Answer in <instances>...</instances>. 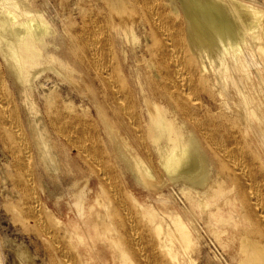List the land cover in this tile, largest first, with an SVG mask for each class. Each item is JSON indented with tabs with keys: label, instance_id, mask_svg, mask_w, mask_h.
<instances>
[{
	"label": "bare ground",
	"instance_id": "6f19581e",
	"mask_svg": "<svg viewBox=\"0 0 264 264\" xmlns=\"http://www.w3.org/2000/svg\"><path fill=\"white\" fill-rule=\"evenodd\" d=\"M77 3L83 20L69 26L72 57L62 59L45 52L55 27L42 10L30 0H0V139L13 154L9 177L28 216L39 227L45 212L47 221L52 215L62 223L38 184L39 161L56 166L52 130L79 162L69 184L71 211L86 219L93 198L97 238L118 246L126 264L197 260L182 213L148 209L131 188L122 191L126 172H134L113 152L130 159L142 186L153 188L163 176L172 198L176 190L192 212L208 213L219 239V223L238 227L240 264H264V0ZM134 53L141 58L135 65ZM46 70L73 84L102 115V126L54 96L44 124L34 117L31 135L28 111L40 109L31 98L34 81ZM10 81L22 94L26 121ZM117 143L126 150L117 151ZM91 180L98 182L92 195ZM25 254H16L18 264H32Z\"/></svg>",
	"mask_w": 264,
	"mask_h": 264
},
{
	"label": "rangeland",
	"instance_id": "374dc122",
	"mask_svg": "<svg viewBox=\"0 0 264 264\" xmlns=\"http://www.w3.org/2000/svg\"><path fill=\"white\" fill-rule=\"evenodd\" d=\"M81 1L87 4L92 0ZM30 3L34 8L42 10L51 19L55 27L54 38L50 39V44L45 49V52L55 54L62 59L72 57L69 49L71 41L69 26L71 27L72 22L81 25L83 20L79 16L80 8L77 0H30ZM85 16L88 17L87 15ZM129 61L133 65H135V62L140 63V54L134 53ZM10 84L21 106L23 119L26 121L25 111L22 106V94L12 81H10ZM34 84L35 89L31 98L38 103L40 109H35V113L28 111L29 121L25 123V126L31 135L34 136L33 128L35 127L34 123L36 124L33 120L34 117L39 115L37 121L44 124L45 115L43 109L45 110L47 100H53L54 96H58L59 101H62L67 107H69V103L72 104L75 107L74 109L80 112L78 114L81 116L88 114L92 119L98 117L102 126V115L91 107L88 99L80 91L75 90L73 84H69L66 80L64 81L61 76L53 71L46 70L43 72L34 81ZM85 109L89 113L85 112ZM83 112L85 113L83 114ZM49 133L48 138L56 151V166L54 170H49L45 162L39 161L42 166L38 169V184L44 188V191L41 190L42 193L44 192L43 201L52 208L55 215L61 218L62 223L55 224L52 215L50 216L51 219L47 221L46 217L50 213L45 212L43 214L44 217L41 216L43 218L40 217L41 220H39L42 224L44 223L43 227L37 226V222L28 216L29 213L26 209L23 195L14 186L13 177H9L10 172L12 174L15 173L13 154H11V149L8 145L6 146L0 139V264H18L17 260L19 259L16 254L19 252H25V256L32 264H124V259L120 258L117 251L119 249L118 246L115 247L112 241L105 238H97L94 222L91 221V212L94 211L91 210L94 204L93 198L90 204L88 203L90 207L86 204V208L88 206L89 209L86 219L80 218L76 207L73 206L71 211L69 184L71 183L70 180L73 179L71 174L74 171L73 168L79 165V162L74 158L76 152L73 149H70L69 152V149L67 151L63 147L61 137L52 130ZM129 141L132 142L134 140L130 138ZM116 148L117 151L126 150L125 146L118 143ZM112 155L117 163L125 164L130 172H134V175L126 172L127 185L121 186L122 191L131 188L137 198L143 201L148 209L152 208L151 205L154 204L160 212L165 214H169L173 210L182 213L184 222L189 226L194 239V257H196L197 264H240V257L236 250L237 236H239L240 232L238 227H235L229 221L228 223H219L220 229L224 231L222 238L219 239L215 231L217 225L210 221L208 213L192 212L189 202L176 190L172 198L170 196L172 194L171 187L168 184H160L161 181L165 180L163 176L159 177L156 186L153 188L142 186L138 182L136 171L130 165V159L116 152H113ZM97 184V180H91L88 184L91 195L97 190ZM14 193H16V196L13 195ZM105 200H108L107 196H104ZM111 202V206H113L114 202L112 200ZM174 203L176 204L175 208H173ZM129 207L132 208V212H136L132 204H129ZM16 217H21L24 221L20 222ZM23 223L29 226L26 227ZM44 229H46L45 231L50 230L49 233L51 235L46 234ZM64 240L65 245L63 244ZM78 248L81 252L80 255L76 251ZM69 254L71 255L70 257ZM66 260L67 262H65ZM79 261L80 263H78ZM185 264L190 263L187 262Z\"/></svg>",
	"mask_w": 264,
	"mask_h": 264
}]
</instances>
